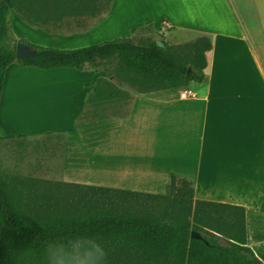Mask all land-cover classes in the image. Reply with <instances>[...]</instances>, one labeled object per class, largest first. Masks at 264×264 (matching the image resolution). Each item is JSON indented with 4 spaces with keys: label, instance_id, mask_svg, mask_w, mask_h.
Wrapping results in <instances>:
<instances>
[{
    "label": "crops",
    "instance_id": "0c3cea01",
    "mask_svg": "<svg viewBox=\"0 0 264 264\" xmlns=\"http://www.w3.org/2000/svg\"><path fill=\"white\" fill-rule=\"evenodd\" d=\"M231 3L113 0L93 28L117 21L134 35L140 27L164 22L211 36L205 80L142 93L104 69L55 67L48 70L61 71L64 78L49 82L45 69L15 62L6 69L0 100L2 136L63 135L58 171L65 182L160 194L172 174L185 177L193 182L195 199L245 207L247 245L262 258L264 67L238 20L230 25ZM134 8L142 9L131 20L124 18ZM11 27L17 39L33 37L34 26L16 10ZM88 31L48 34L80 45L78 35ZM99 78L113 86L98 84ZM100 85L112 95L98 97L94 90ZM185 89L197 96L183 98ZM128 92L132 97L124 110Z\"/></svg>",
    "mask_w": 264,
    "mask_h": 264
},
{
    "label": "trees",
    "instance_id": "16d2710c",
    "mask_svg": "<svg viewBox=\"0 0 264 264\" xmlns=\"http://www.w3.org/2000/svg\"><path fill=\"white\" fill-rule=\"evenodd\" d=\"M112 2L0 0V100L6 69L15 62L79 71L102 66L107 76L142 93L205 80L207 52L213 48L209 35L175 48L152 37L132 36L59 49L18 40L11 27L15 10L50 33L60 32L68 12L74 19L103 12L85 31L104 19ZM18 41L35 54L18 57ZM103 82L113 86L99 78L98 84ZM103 90L100 85L94 91L98 97L112 95L110 88ZM167 187L168 193L157 194L55 183L0 169V264H264V256L247 245L245 207L195 199L193 182L176 174Z\"/></svg>",
    "mask_w": 264,
    "mask_h": 264
},
{
    "label": "rangeland",
    "instance_id": "374dc122",
    "mask_svg": "<svg viewBox=\"0 0 264 264\" xmlns=\"http://www.w3.org/2000/svg\"><path fill=\"white\" fill-rule=\"evenodd\" d=\"M231 4L234 7V12H230L232 13V23H230V25L234 26L236 24L235 21L238 20L242 29L249 35L251 45L264 67V0H232ZM141 9L142 8H134L133 12L130 10V13L125 15L124 18L128 17L129 20H131ZM53 14H55V12H52V16ZM102 16H104L103 12L96 18L89 15H82L74 19L68 12L61 25H59V33L71 34L82 32L85 26L98 21ZM129 16H132L131 19ZM51 24L52 23H49V26L53 27ZM30 25L34 26L32 28L33 37L22 38H26L29 42L34 44L59 49L80 48L116 38L132 36L152 37L160 42H165L167 47L175 48L179 44L191 41L198 36V34L192 30L172 28L164 22L162 24L157 23L140 27L134 35H131L129 30L130 27L126 26L127 24L119 25L116 21L112 22L109 28L106 29L99 26L93 28V26L91 27L93 29L89 28L85 30L89 31L82 35H78L82 38V40H78V43L82 44L74 45V42L68 41L70 40L69 38L62 39L60 37L50 36L48 34L50 32L45 29L33 24ZM54 27L56 28V26ZM102 68V66H99L98 69ZM45 72L46 74L44 76L49 82L61 81L64 78V74L61 71L45 69ZM124 87L134 92L137 91L129 83L124 84ZM128 96V99L123 102L124 104L122 103L124 110L128 109L129 106L126 104H129L131 101L129 99L131 96L129 92ZM62 136L63 135H55L53 132H50V134L35 136L22 134L0 140L1 171L5 174H21L36 179L51 180L55 183L65 182L60 180V178H63V173H59L58 171V169L63 167V161L62 158H60L63 148L62 141H64ZM160 189L162 190L160 194L169 192L168 187L164 188L165 190H163V188Z\"/></svg>",
    "mask_w": 264,
    "mask_h": 264
},
{
    "label": "water",
    "instance_id": "95a60500",
    "mask_svg": "<svg viewBox=\"0 0 264 264\" xmlns=\"http://www.w3.org/2000/svg\"><path fill=\"white\" fill-rule=\"evenodd\" d=\"M161 45L163 44L161 43ZM16 52L18 57L31 56L35 54V51L30 46L21 41L17 42ZM192 236L195 237L196 235L193 234Z\"/></svg>",
    "mask_w": 264,
    "mask_h": 264
},
{
    "label": "built area",
    "instance_id": "2783aa9c",
    "mask_svg": "<svg viewBox=\"0 0 264 264\" xmlns=\"http://www.w3.org/2000/svg\"><path fill=\"white\" fill-rule=\"evenodd\" d=\"M181 96L183 98H190V97H196L197 94L194 92H190L189 90L185 89V90L181 91Z\"/></svg>",
    "mask_w": 264,
    "mask_h": 264
}]
</instances>
